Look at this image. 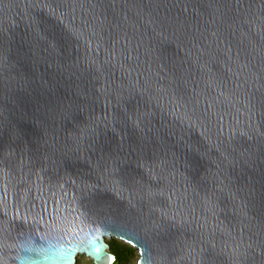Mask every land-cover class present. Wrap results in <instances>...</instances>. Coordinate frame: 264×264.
Wrapping results in <instances>:
<instances>
[{
    "label": "water",
    "instance_id": "water-1",
    "mask_svg": "<svg viewBox=\"0 0 264 264\" xmlns=\"http://www.w3.org/2000/svg\"><path fill=\"white\" fill-rule=\"evenodd\" d=\"M264 264V0H0V264Z\"/></svg>",
    "mask_w": 264,
    "mask_h": 264
},
{
    "label": "trees",
    "instance_id": "trees-1",
    "mask_svg": "<svg viewBox=\"0 0 264 264\" xmlns=\"http://www.w3.org/2000/svg\"><path fill=\"white\" fill-rule=\"evenodd\" d=\"M107 243L110 247V252L115 255V260L112 264H136L139 259L138 250L132 245L112 238L107 240ZM76 264H94L91 259L79 258L77 259Z\"/></svg>",
    "mask_w": 264,
    "mask_h": 264
},
{
    "label": "rangeland",
    "instance_id": "rangeland-1",
    "mask_svg": "<svg viewBox=\"0 0 264 264\" xmlns=\"http://www.w3.org/2000/svg\"><path fill=\"white\" fill-rule=\"evenodd\" d=\"M107 240H110V239H107ZM107 240H106V241H107ZM79 258H80V259H81V258H86V256L81 255V256L78 257V259H79ZM87 259H89V258L87 257Z\"/></svg>",
    "mask_w": 264,
    "mask_h": 264
}]
</instances>
